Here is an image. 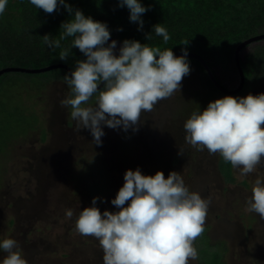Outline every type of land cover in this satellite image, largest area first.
Instances as JSON below:
<instances>
[{"label": "rangeland", "instance_id": "1", "mask_svg": "<svg viewBox=\"0 0 264 264\" xmlns=\"http://www.w3.org/2000/svg\"><path fill=\"white\" fill-rule=\"evenodd\" d=\"M24 6L26 13L36 9L28 0H24ZM194 19L193 27L204 18L198 16ZM46 20L47 16L43 22ZM27 22L31 25L30 17ZM243 22L256 33L264 34V21L255 23L253 19H247ZM234 28L209 26L198 37L201 40L205 38L204 43L211 47L202 49V45L194 43V51L209 59L212 57L207 53L221 56L223 50L218 46L229 43L227 35ZM54 32L49 30V26H42V31L25 30V40L15 39L12 42L9 38L12 35L3 37L11 54L5 66H13L14 63L41 67L43 59L51 56L57 60H48L46 62L51 63L45 62L42 66L64 62L58 58L60 49L50 50L43 43L44 34L59 38L61 31ZM117 37L113 35L111 39L117 40ZM246 37L245 34L237 36L240 42ZM71 39L67 37L61 41L62 47H69ZM237 45H232L225 65L213 61L216 71L235 73L233 58ZM253 52L259 57L256 63L251 60ZM78 53L79 50L73 47L68 58L73 61ZM241 55L244 57L241 61L245 64L243 66L252 69L251 73L256 77L252 78L253 84L264 89V38L251 42L248 47L245 45L240 50ZM191 68L203 78L204 72L196 66ZM64 74L58 68L31 74L13 71L0 77V238H15L23 255L25 245L35 242V251L39 256L34 257L39 264H66V257H69L67 264H102L98 241L90 236H81L75 230L77 214L82 207L90 205L93 196L104 198L103 203L97 201L101 211L105 208L114 210L110 200L123 184L125 170L136 167L140 154L142 162L144 160L143 174H154L159 169L166 177L170 170L179 171L190 190L199 191L211 201L204 231L194 241L198 259L190 261V264H264V220L246 211L245 203L246 197L251 195L256 175L264 176V161L256 172L246 177H241L238 169L232 168V176L227 181L222 172L226 168L219 170L218 161L222 157L210 155L207 150L196 151L185 144L184 138L178 147L174 143L168 145L164 135L154 134L158 141L154 145L146 141L144 145L132 140L135 138L133 134H138L139 130L133 131V134L130 130H119L120 133L117 130V133L111 128L112 131L104 130L102 143L96 145L87 129L77 132L75 125L73 130L66 131L64 124H52L57 110L65 108L58 106L57 102L60 103L63 94H70L63 80ZM23 76L27 79L20 81ZM17 107L19 112L15 109ZM102 127L104 129L105 126ZM140 127L137 126V129ZM147 131L150 132V128ZM177 147L183 149V155H177ZM222 162L226 167L227 162L223 158ZM229 186L230 191L224 193ZM22 198L24 202L32 200L35 205L38 204L33 216H28L23 206L13 207ZM68 208L74 213L70 219L64 214ZM0 254L6 253L0 251ZM75 254H78L77 258ZM3 256L0 255V259ZM219 256L222 257L220 261Z\"/></svg>", "mask_w": 264, "mask_h": 264}, {"label": "clouds", "instance_id": "2", "mask_svg": "<svg viewBox=\"0 0 264 264\" xmlns=\"http://www.w3.org/2000/svg\"><path fill=\"white\" fill-rule=\"evenodd\" d=\"M28 2L45 13L60 6L69 13L70 18L60 24L59 38L44 34L43 43L50 50L60 49L62 61L73 47L83 54L84 59H77L74 68L64 63L70 72L60 67L65 69L63 80L70 90L60 103L70 107L75 131L87 129L96 145L102 143V126L136 131L142 113L151 112L159 101L180 91L182 78L190 72L186 49L175 55L172 48L162 50L129 38L117 49L106 22L85 15L67 0ZM8 3L0 0V14ZM118 6L126 7L129 21L142 29V14L148 8L141 0H118ZM153 32L164 43L170 39L161 23L152 25ZM150 33L146 41L151 40ZM67 37L72 38L70 46L62 47L61 41ZM183 129L185 144L196 151L218 154L246 177L264 161V92L210 100L203 109L190 113ZM177 155H183L182 148L177 147ZM229 172L231 177V168ZM98 200L104 202L103 197L93 196L90 205L81 208L75 230L98 241L102 264H190L198 259L194 241L204 231L211 201L190 190L179 171L170 170L165 177L159 169L154 174H143L139 167L126 169L123 184L110 200L114 210L101 211ZM245 203L246 211L264 220V176L256 175ZM64 214L70 219L74 213L68 208ZM0 251L6 253L0 264H28L11 236L0 238Z\"/></svg>", "mask_w": 264, "mask_h": 264}, {"label": "trees", "instance_id": "3", "mask_svg": "<svg viewBox=\"0 0 264 264\" xmlns=\"http://www.w3.org/2000/svg\"><path fill=\"white\" fill-rule=\"evenodd\" d=\"M141 2L148 10L142 14L143 27L138 30L137 23L129 21L128 9L126 7H119L118 0H67L69 5L73 8L81 9L85 15H91L93 19L106 22L110 30V37L116 35L118 36L117 39L121 42L125 38L136 39L141 43L158 46L162 50L164 48H172L173 52H182V49H186L204 58H208V56L205 57L204 54L194 51V43L202 45V49L211 47V45L209 46L204 43L205 38L201 40L198 36L202 35L209 26L212 28L220 26L235 27L227 35L229 43L218 46V48L223 50L221 56L207 53L212 57L211 59L208 58L211 64L214 61V63L225 65L229 53L232 52V45L241 43L237 36H243L245 34L247 39L258 35L252 27L247 26L243 21L247 19H253L255 23L264 21V0H141ZM149 5L150 7H148ZM24 8V0H9L4 13L0 14V68L4 67L11 58V54L7 51L6 45L8 43L6 38L4 39L3 37L12 35L9 37L12 42L15 39L25 40L27 38L25 30L29 31L31 28L35 32L39 29L42 31V26H49L50 31L58 33L62 31L60 24L70 18L69 13L63 6H60L58 10L50 14L45 13L41 9H34L26 13ZM45 16H47V20L43 22ZM198 16H202L204 19L201 23H196V26L193 27L194 18ZM29 17L32 20L31 25L27 22ZM260 19H262L261 22L258 21ZM156 23H161L168 30L170 39L167 43H164L162 37L156 36L154 32L150 33L152 31V25ZM139 33L143 34L141 35ZM147 33H150L151 40L146 41L145 36ZM54 58V56H51L43 59L44 61L41 66L48 60L55 62L57 59L55 60ZM77 59H84L80 51L75 60L71 61L67 58L62 63L66 62L71 68H74ZM195 61L193 63L197 64V60ZM48 63L51 62H46V64ZM13 66L18 65H14L13 63ZM24 67L38 68L40 65L30 64ZM60 69L65 72L64 68ZM21 73L26 74V72ZM19 79L22 81L27 78L23 76ZM13 90L16 91L15 88ZM15 109H18L17 111L19 112L18 107ZM139 159L140 157H138ZM219 168L220 170L226 168L222 172L230 177V163L228 164L227 162V166L224 167L223 162L220 161Z\"/></svg>", "mask_w": 264, "mask_h": 264}, {"label": "flooded vegetation", "instance_id": "4", "mask_svg": "<svg viewBox=\"0 0 264 264\" xmlns=\"http://www.w3.org/2000/svg\"><path fill=\"white\" fill-rule=\"evenodd\" d=\"M118 44L120 46L119 42ZM250 44L246 46L248 47ZM189 58L197 60L198 63L194 65L193 62H189L190 72L188 75L182 78L180 91L177 90L175 93H173V95L170 98L159 101L154 106L151 112L142 113L141 123L138 125L141 127L137 130L140 131L144 129L143 133L138 131V134H133L132 129L127 130V131L130 130L133 136L135 135V138H133L132 140L138 143L144 144V145L146 144V141H147L149 143H152L151 145H154V143L157 140L154 138V134H159V136L164 135L165 140H167L168 145L174 143L176 146L179 147V144L182 142V138H184L185 136V131L183 129V122L193 110H196L199 107L203 109L204 107H206L207 103L210 100H214L215 98L221 97L223 95L243 96V95L248 94L249 92H251L254 95L260 92H264V89L262 87L256 86L253 84L254 80L252 78L254 77L255 79L256 77L253 73H251L252 69H247V67L242 66L243 65L242 62H241V66L245 74L244 84L242 85V87L235 93L224 91L220 87L222 85L223 87H226L229 90H232L240 85L241 75H240V71L238 70V67L235 61V56H234V61H235V73L234 74H231L230 72L228 73L226 71L224 73L216 71L215 65L211 64L208 58L202 57V59L204 60H201L198 57L196 58V56L189 57ZM257 59H259L258 55L256 54V52H253L251 60L256 63ZM203 61L207 62L209 68L212 70L213 75L209 72L207 66H205ZM240 61H244V57L242 55L240 56ZM195 66L198 69L201 68L200 70L204 72L203 74L204 79L200 77L196 69L191 68ZM248 87H251L252 89L248 90L249 89ZM65 88L67 87L65 86ZM65 97L67 96L63 94L60 97V101ZM57 104L58 106H61L59 101L57 102ZM69 113H70V107H65L61 109L59 108V110H57L55 114V120L53 119L52 124L54 122L56 123L59 122V124H64L66 126V129H65L66 131L73 130V126H75L76 124L70 117ZM149 128H150V132L147 131ZM104 130L112 131V129L107 126L104 127ZM117 130L120 133L119 130H122V129L120 128L114 129V132H117ZM122 132H125V131L123 130ZM64 134L65 132L62 131V136H64ZM126 157H129V156H126ZM138 157H141V155L139 154ZM220 161H222V158ZM136 163H137L136 167H139L141 170V168H143L144 160L142 162V160L139 159ZM172 163L173 162H171L169 165H171ZM44 167L48 168V166L46 165H44ZM136 167L134 168L131 167V169H135ZM231 172H232V166H231ZM224 177H223L224 180L227 179L228 181L229 176L225 174ZM229 191H230V186H229V190H228V187H226L223 192L226 193ZM227 195L228 193L226 195L224 194V197L226 198ZM13 205H14L13 206L14 208L15 207L20 208L22 206L23 208L25 207L28 211V214H29L28 216H33L36 213V209H38V204L35 205V203L32 202V200L31 201L27 200L24 202L23 198L18 199V203L13 204ZM217 221L220 222L221 219H217ZM220 223H223V221ZM225 225L227 226V224ZM25 246L26 248L24 247V251H25L24 256L27 259L28 264H39L37 260L35 259L37 255L39 256V254H36V251H35V247H36L35 242L33 241L29 242ZM0 255H5V254H0ZM75 255L77 258L78 254H75ZM67 258L69 257H66L65 259L66 264L68 263ZM220 258L222 257L219 256L218 258L219 261H220Z\"/></svg>", "mask_w": 264, "mask_h": 264}, {"label": "water", "instance_id": "5", "mask_svg": "<svg viewBox=\"0 0 264 264\" xmlns=\"http://www.w3.org/2000/svg\"><path fill=\"white\" fill-rule=\"evenodd\" d=\"M264 38V34H258L256 36H252V37H249L247 38L246 40L242 41L241 43H239V45L237 46L236 50H235V61H236V64H237V67H238V70L240 71V75H241V81H240V85L232 90H229L228 88L226 87H223L222 85L220 86L224 91H228L230 93H235L237 92L241 87L242 85L244 84V79H245V74H244V70L241 66V61H240V50L247 44L253 42V41H257L259 39H262ZM111 40V38H110ZM118 41L120 44H121V41L119 40H116ZM175 55H180L181 52H173ZM187 56L188 57H193V56H196V58H200L201 60H204L202 59V56L201 55H198L197 53H193V52H190V51H187ZM205 66H207L209 72L212 74V70L209 68L207 62L203 61ZM60 67H64L66 68L69 72L71 71V68L64 64V63H54V64H50L48 66H44V67H40V68H27V67H23V66H8V67H5V68H2L0 69V76L6 72H10V71H21V72H27V73H41V72H46V71H50L52 69H55V68H60ZM213 75V74H212ZM214 78V77H213Z\"/></svg>", "mask_w": 264, "mask_h": 264}]
</instances>
